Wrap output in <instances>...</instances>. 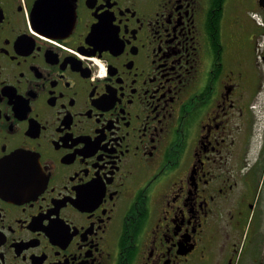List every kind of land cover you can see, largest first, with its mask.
I'll return each mask as SVG.
<instances>
[{"label": "flooded vegetation", "instance_id": "1", "mask_svg": "<svg viewBox=\"0 0 264 264\" xmlns=\"http://www.w3.org/2000/svg\"><path fill=\"white\" fill-rule=\"evenodd\" d=\"M0 160V264H239L264 0H0Z\"/></svg>", "mask_w": 264, "mask_h": 264}, {"label": "rangeland", "instance_id": "2", "mask_svg": "<svg viewBox=\"0 0 264 264\" xmlns=\"http://www.w3.org/2000/svg\"><path fill=\"white\" fill-rule=\"evenodd\" d=\"M255 198L256 204L243 222L239 234L241 243L238 249L242 246L239 264H264V184ZM253 260L257 262H251Z\"/></svg>", "mask_w": 264, "mask_h": 264}, {"label": "snow or ice", "instance_id": "3", "mask_svg": "<svg viewBox=\"0 0 264 264\" xmlns=\"http://www.w3.org/2000/svg\"><path fill=\"white\" fill-rule=\"evenodd\" d=\"M50 2L52 3H62V2H65V0H50ZM34 33L36 35H40V32L39 31H36V29L34 28L33 29ZM44 39H48V36L47 34L44 35L43 37ZM53 43H55V41H53ZM76 55H80V53H76ZM87 58V57H86ZM97 64L99 65V61H97ZM104 70V67L103 65H100L98 68H97V71H103ZM19 169H20V176H19V179L21 181H24V182H27V181H30L32 179H34L35 177L32 176V174L30 173L29 171V166H28V162L24 159L23 156H21L17 161H16ZM3 165V161L0 160V166ZM88 195V192L85 190V191H82L81 192V196L86 198ZM53 229H56L58 226L55 224V222H53V225L51 226Z\"/></svg>", "mask_w": 264, "mask_h": 264}]
</instances>
